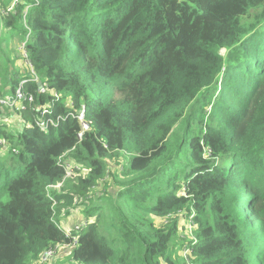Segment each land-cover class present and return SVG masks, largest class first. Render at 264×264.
I'll return each instance as SVG.
<instances>
[{
    "label": "trees",
    "instance_id": "obj_1",
    "mask_svg": "<svg viewBox=\"0 0 264 264\" xmlns=\"http://www.w3.org/2000/svg\"><path fill=\"white\" fill-rule=\"evenodd\" d=\"M13 1L0 94L33 101L0 109V264L79 206L78 264H264V0Z\"/></svg>",
    "mask_w": 264,
    "mask_h": 264
},
{
    "label": "built area",
    "instance_id": "obj_2",
    "mask_svg": "<svg viewBox=\"0 0 264 264\" xmlns=\"http://www.w3.org/2000/svg\"><path fill=\"white\" fill-rule=\"evenodd\" d=\"M21 0H14L11 5L8 7L7 11L13 10L15 6H17V4L20 3ZM28 7L25 8V10L23 11V18H25L26 13H27ZM28 38V35L26 36V39ZM26 39L21 41L19 43L18 46V50H19V55H20V60H21V64L24 68H26L28 70V72L31 74V76H33V80L36 82H39L37 75L35 74L32 64L28 58V53L26 50ZM27 81V78H24L20 81L18 87L16 88L14 95L10 96V97H4L0 94V109H6V108H14L16 107L19 110H24L26 108L25 106V102H32L33 101V96L31 94L25 93L22 90V86L23 84ZM38 91L40 93H44L45 87H43V85H41V87H38ZM48 109L43 106L41 108V113L42 114H46L48 113ZM82 113L83 110L81 111L80 114V121L83 124V127L85 129L88 128L87 124L85 122H83L82 119ZM2 120V115L0 113V123ZM37 124L41 127H46L48 124H52L54 125V121L51 118H47L45 121L44 120H39L37 121ZM80 137V134H79ZM5 145V141L3 140L2 136H0V146L4 147ZM63 167L65 169V177L71 176L73 174H75V171H81V167L77 164H74L72 162H67L65 164H63ZM63 178V179H64ZM62 183V182H61ZM61 183L58 182L55 185H52L51 187L54 188H60ZM88 219H83L81 220L79 223H76L70 227L67 228H62V226L60 225L59 228L63 231L64 235L67 238H70L71 241L69 243L66 244H62V243H56L53 245H50L49 248L45 249L44 251L41 252V254L38 256V259L36 260L35 264H47L51 259H53L56 255H58L62 249L67 248L68 250L71 251V249L76 245L77 242V237L74 235V232H77L82 226H85L86 224H88Z\"/></svg>",
    "mask_w": 264,
    "mask_h": 264
},
{
    "label": "crops",
    "instance_id": "obj_3",
    "mask_svg": "<svg viewBox=\"0 0 264 264\" xmlns=\"http://www.w3.org/2000/svg\"><path fill=\"white\" fill-rule=\"evenodd\" d=\"M5 112H7V111H5ZM74 212H75V210L72 212V214L74 216L73 220H68V218H66L63 221H61L63 223L62 224L63 226H72V225L79 223L81 221L82 216L79 215L77 217L76 214H74ZM69 255H70V250H68L67 248H64L48 264H66V262L70 260Z\"/></svg>",
    "mask_w": 264,
    "mask_h": 264
},
{
    "label": "rangeland",
    "instance_id": "obj_4",
    "mask_svg": "<svg viewBox=\"0 0 264 264\" xmlns=\"http://www.w3.org/2000/svg\"><path fill=\"white\" fill-rule=\"evenodd\" d=\"M5 111H7V109H5ZM11 119H8V121H10ZM11 122H12V120H11ZM74 163V162H73ZM81 172H82V170H81ZM98 190H100V186L97 188V189H95L94 190V192H98ZM247 209H249L248 208V204H246V215L247 216H250V211H247ZM75 210V212H74V214H76V216L78 217L79 215L80 216H82V218H81V220H83V219H87V218H84L85 216L84 215H81L80 214V206L78 207V208H75L74 209ZM66 218H68V220H73L74 219V216H73V214L72 215H70L69 217H66ZM77 219V218H76ZM249 221H250V218H249ZM63 224V223H62ZM62 226V228H67V227H70V226H63V225H61ZM186 226H188V224L186 225ZM190 227H188L187 228V230L186 231H184L183 229H182V232H181V236H183L184 234H190ZM183 231H184V233H183ZM188 250H183L182 252H183V254H186V252H187ZM179 253H181V250L179 251ZM54 259V258H53ZM53 259H51V260H53ZM50 260V261H51ZM66 264H78L77 262H75L74 260H69V261H67L66 262Z\"/></svg>",
    "mask_w": 264,
    "mask_h": 264
},
{
    "label": "water",
    "instance_id": "obj_5",
    "mask_svg": "<svg viewBox=\"0 0 264 264\" xmlns=\"http://www.w3.org/2000/svg\"><path fill=\"white\" fill-rule=\"evenodd\" d=\"M37 85H38V87H40V86H41V83H40V82H38V83H37Z\"/></svg>",
    "mask_w": 264,
    "mask_h": 264
},
{
    "label": "clouds",
    "instance_id": "obj_6",
    "mask_svg": "<svg viewBox=\"0 0 264 264\" xmlns=\"http://www.w3.org/2000/svg\"><path fill=\"white\" fill-rule=\"evenodd\" d=\"M37 83H38V82H37ZM41 85H42V84H41ZM40 87H41V86H40ZM40 87H39V88H40ZM60 225H62V224L60 223Z\"/></svg>",
    "mask_w": 264,
    "mask_h": 264
}]
</instances>
